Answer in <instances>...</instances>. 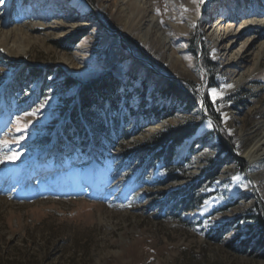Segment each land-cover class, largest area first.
Segmentation results:
<instances>
[{"label":"rangeland","instance_id":"374dc122","mask_svg":"<svg viewBox=\"0 0 264 264\" xmlns=\"http://www.w3.org/2000/svg\"><path fill=\"white\" fill-rule=\"evenodd\" d=\"M81 1L91 8L66 34L49 31L52 20L36 25L26 0H13L8 25H1L26 29L30 43L26 56L23 47L13 53L0 48V91L8 97L0 101V264H264L250 220L259 214L264 220V161L249 170L243 157L264 136V52L254 63L264 26L244 25L264 18V0H196L179 9L188 15L182 19L166 0H149V16L174 35L175 65L129 32L120 0ZM50 10L40 13L50 19ZM218 15L229 17L234 50L255 43L238 67L245 80L235 86L231 70L238 69L224 61L230 50L204 33ZM190 17L197 23L186 29ZM75 34L83 36L72 48L63 43ZM79 46L83 52L76 53ZM32 71L37 76L26 84ZM111 76L122 93L116 116L130 120L129 138L114 149L92 143L78 150L67 142L66 154L58 156L49 147L55 127L81 88ZM168 82L194 94L196 110L161 96ZM145 84L144 94L136 92ZM198 93L213 105L217 117L206 111L217 125L202 116ZM142 101L148 104L143 113ZM151 108L173 114L148 117ZM188 122L200 123L198 139L184 155L179 149L194 136L180 145L172 165L152 153L136 158L155 135ZM222 142L244 166L220 152ZM124 151L130 154L121 156ZM263 153L264 144L256 156ZM174 167L182 170L170 180ZM214 168L218 176L209 180Z\"/></svg>","mask_w":264,"mask_h":264},{"label":"trees","instance_id":"16d2710c","mask_svg":"<svg viewBox=\"0 0 264 264\" xmlns=\"http://www.w3.org/2000/svg\"><path fill=\"white\" fill-rule=\"evenodd\" d=\"M82 36L83 34H75L63 41V43L72 48L80 41ZM36 76L37 73L32 71L29 77L23 79V82L27 84L32 81L31 78ZM133 79V81L138 80L136 76ZM142 87V90L139 89L136 90V92L144 94L147 84ZM118 89L119 84L116 79L112 78V76L101 81L97 86L95 84L93 86L85 85L81 88L79 96L75 99L69 114L62 119L61 123L55 127L52 132L53 136L49 141V147L51 150L55 152L57 151L58 156L62 157L66 154L62 148L67 142L74 144V148L78 150L83 149L84 145H90L92 143L96 146L114 149L120 145L123 140H127L130 135L128 133L130 120L127 119L125 115L120 118H117L116 116L119 103L122 101V93H119ZM125 89H128V85ZM131 94H127V98H129ZM3 96H5V91H0V101L3 99ZM161 96L184 105L187 112L196 110L198 106L197 97L194 94H191L186 87L180 84L178 85L175 82H168L166 87L162 88ZM5 98L8 97L5 96ZM205 100L208 113L217 117L213 111V105L207 96L205 97ZM106 106L109 108L108 111H105ZM147 106V102L142 101V113ZM172 114V112L158 111L156 108H151L147 111L148 117L152 116L159 119L169 118ZM199 124L200 123L193 124L188 122L175 128H168L165 132L155 135L144 145V148H139L138 151H136V158L142 159L145 154L152 153L154 156L153 158L158 159V157H163L168 166L172 165L175 150L198 132L200 128ZM72 128H74L73 132L71 131ZM80 137L83 139L79 144L78 138ZM219 150L222 154L227 153L228 159H231L233 162H239L244 166L241 161L237 160L231 154L230 149L225 142H222ZM127 154H130V152L124 151L121 156H126ZM69 155L75 156L74 152H70ZM103 156L106 157V155ZM176 170H182V168L174 167L170 173V180L178 179V176L175 175ZM218 171L219 168H214L206 177L209 180H215L218 176ZM186 210H190L188 205H185V211ZM250 220L253 222L252 228L254 229V232H257L258 234L256 237L258 238L257 245L259 249H264V220L262 215L259 214ZM244 247L246 249V246Z\"/></svg>","mask_w":264,"mask_h":264},{"label":"bare ground","instance_id":"6f19581e","mask_svg":"<svg viewBox=\"0 0 264 264\" xmlns=\"http://www.w3.org/2000/svg\"><path fill=\"white\" fill-rule=\"evenodd\" d=\"M196 0H166V2L170 5L171 12L172 10H176L178 15L177 18H185L188 17L184 15L183 10L188 4H193L196 6ZM45 0H26L24 8L33 7V14L30 15L29 18L36 21V25L44 27L49 20H52L53 23L49 28H47L51 32L61 31V34H66L71 30L75 29L76 27L80 26L81 19L84 16V13H87L91 6L87 1L76 0L75 2H64L61 3L59 0L51 1ZM240 2V1H237ZM119 7L121 11L125 14V24L129 28V32L136 34L138 40L143 42L144 44L155 46L159 50L165 53L168 61L175 65L177 63V59L174 56V53L171 48V41L174 39L173 34H167L162 30L160 26L158 17L149 16L150 10V3L149 0H120ZM14 2L13 0H5L3 3L0 4V48L9 53H13L12 51L15 48H22V52L24 56H26V43H30V36L26 29L11 27V29L5 30L1 28V25L7 24V18L12 12ZM45 6L50 7V11L53 13L51 14L50 19L41 14L40 11L45 8ZM229 8V7H228ZM227 8V9H228ZM264 8V4L262 6ZM261 8V9H262ZM230 9V8H229ZM24 11V10H23ZM174 14V13H173ZM171 16H174V15ZM176 15V14H175ZM143 16H148V23H144L142 26L140 23ZM170 16V17H171ZM262 16V15H261ZM175 18V17H174ZM191 18V17H190ZM234 18V17H233ZM173 20V17H172ZM172 21H169L171 23ZM197 23V19L191 18L190 21H187V28L192 29ZM210 28L206 31V35L211 37L214 40H218L221 42V45L225 44V49L230 50L229 53H226L228 58L227 67L229 65L233 66L234 68L237 67L239 70L240 63L244 60L245 56H251L252 48L254 47L255 43H250L249 41H244L240 50H234L233 41L235 40L230 31L228 19H224L221 15H218L210 24ZM244 25H248L251 28H258L264 26V18L261 19L259 16H253L252 19H249L248 22L244 23ZM10 26V24H9ZM36 28V27H35ZM233 29V28H232ZM231 29V30H232ZM238 34V32H237ZM28 48V47H27ZM259 50L255 54L254 63L257 64L256 61L258 58H262L264 52V43H260L258 46ZM17 52V51H16ZM82 47L79 46L76 49V53H81ZM227 52V51H226ZM251 52V53H250ZM67 62L71 61V58L66 59ZM250 61V60H249ZM243 67V66H242ZM231 69V68H230ZM232 71V77L230 83L232 86L236 84H240L245 80V73L238 71ZM227 71L230 72L228 69ZM229 74V73H228ZM264 144V136L247 152L244 153V159L248 162L250 169L253 170L254 165L258 161H264V153L256 156L257 150ZM258 155V154H257ZM252 182L255 183L256 180L254 177L251 179Z\"/></svg>","mask_w":264,"mask_h":264},{"label":"water","instance_id":"95a60500","mask_svg":"<svg viewBox=\"0 0 264 264\" xmlns=\"http://www.w3.org/2000/svg\"><path fill=\"white\" fill-rule=\"evenodd\" d=\"M198 96H199V98L201 99V108H202V109H201V114H202V116H203L204 118L208 119L209 121H211V122H213L214 124L217 125V122L207 114V111H206V103H205V98H204L203 93H198ZM208 126H211V125L208 123ZM218 131H219V130H218ZM197 139H198V135H196V136H194L193 138H191V140L188 141V143H186V144H185L183 147H181L180 149H179V147H178V149L180 150V152H181V150L184 148V150L181 152V155L186 154V152L189 150V148H190L193 144H195V142H196ZM245 161H246V160H245ZM246 163L248 164L247 161H246ZM248 167H249V170H250V166H249V164H248Z\"/></svg>","mask_w":264,"mask_h":264},{"label":"snow or ice","instance_id":"6c2138e0","mask_svg":"<svg viewBox=\"0 0 264 264\" xmlns=\"http://www.w3.org/2000/svg\"><path fill=\"white\" fill-rule=\"evenodd\" d=\"M215 92H216V90L213 89V90H212V94L215 95ZM27 115L31 116V115H35V113H28ZM19 123H20V120L18 119V120H17V124L19 125ZM26 128H27V125H24L23 128L18 127L17 130H18V131H24Z\"/></svg>","mask_w":264,"mask_h":264},{"label":"built area","instance_id":"2783aa9c","mask_svg":"<svg viewBox=\"0 0 264 264\" xmlns=\"http://www.w3.org/2000/svg\"><path fill=\"white\" fill-rule=\"evenodd\" d=\"M217 17H218V16H217ZM222 17H223V20L228 18V17H226V16H222ZM205 21L209 22L208 20H205ZM210 21H211V20H210ZM207 22H204V23L206 24ZM211 22H212V21H211ZM211 22H210V23H211ZM210 23H209V24H210ZM209 24H207L205 30H208V29L210 28V25H209ZM205 30H204V33L206 34V31H205ZM227 58H228V56H226V57L224 58V61H226ZM224 61H223V62H224Z\"/></svg>","mask_w":264,"mask_h":264}]
</instances>
